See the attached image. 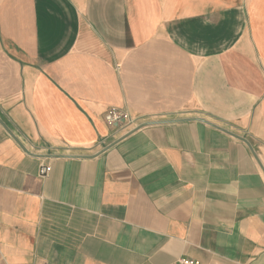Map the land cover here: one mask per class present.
Wrapping results in <instances>:
<instances>
[{
	"label": "crops",
	"instance_id": "1",
	"mask_svg": "<svg viewBox=\"0 0 264 264\" xmlns=\"http://www.w3.org/2000/svg\"><path fill=\"white\" fill-rule=\"evenodd\" d=\"M182 257L264 264V0H0V264Z\"/></svg>",
	"mask_w": 264,
	"mask_h": 264
},
{
	"label": "built area",
	"instance_id": "2",
	"mask_svg": "<svg viewBox=\"0 0 264 264\" xmlns=\"http://www.w3.org/2000/svg\"><path fill=\"white\" fill-rule=\"evenodd\" d=\"M105 122L111 129L123 127L128 122L127 113L123 108H110L104 112ZM51 170V165L48 163H41L39 168V175L45 176ZM178 264H202L198 259L190 257H182L178 259Z\"/></svg>",
	"mask_w": 264,
	"mask_h": 264
},
{
	"label": "water",
	"instance_id": "3",
	"mask_svg": "<svg viewBox=\"0 0 264 264\" xmlns=\"http://www.w3.org/2000/svg\"><path fill=\"white\" fill-rule=\"evenodd\" d=\"M197 119H200V118H197ZM203 120V119H202ZM226 131V130H225ZM232 134V133H231ZM233 136H235V137H239L240 139H242L243 141H245L246 142V140L243 138V137H241V136H237V135H235V134H232ZM118 141V140H117ZM117 141H113L112 143H110V144H108V145H106V146H104V149L102 150V151H104L105 149H107V148H109L110 146H112V145H114ZM247 143V142H246ZM249 145V144H248Z\"/></svg>",
	"mask_w": 264,
	"mask_h": 264
}]
</instances>
